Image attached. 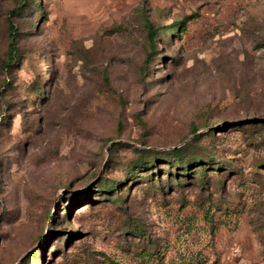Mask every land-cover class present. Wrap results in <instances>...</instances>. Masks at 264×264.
<instances>
[{
  "label": "rangeland",
  "instance_id": "obj_1",
  "mask_svg": "<svg viewBox=\"0 0 264 264\" xmlns=\"http://www.w3.org/2000/svg\"><path fill=\"white\" fill-rule=\"evenodd\" d=\"M0 264H264V0H0Z\"/></svg>",
  "mask_w": 264,
  "mask_h": 264
},
{
  "label": "trees",
  "instance_id": "obj_2",
  "mask_svg": "<svg viewBox=\"0 0 264 264\" xmlns=\"http://www.w3.org/2000/svg\"><path fill=\"white\" fill-rule=\"evenodd\" d=\"M24 8L21 5V3L18 4V6L12 10L9 11L8 19H7V59L2 63V67L5 69H8L10 63L13 62L15 58L16 53V28L15 24L13 22L12 18H17L21 12H23ZM158 30L155 29L151 24H146V33H147V39L150 45L152 46V53L155 52L156 46H155V38L157 37ZM195 130H192V133H194ZM185 147L180 148H174L172 150H169L165 152L168 156H171L175 159H179L183 156V151ZM193 162V161H192ZM191 162V163H192ZM190 162L187 164L190 166ZM29 257L26 259L28 260Z\"/></svg>",
  "mask_w": 264,
  "mask_h": 264
}]
</instances>
